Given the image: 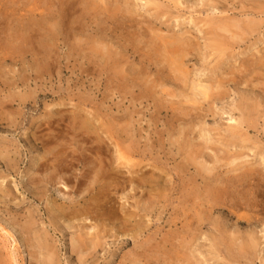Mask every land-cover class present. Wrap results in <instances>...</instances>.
Listing matches in <instances>:
<instances>
[{
	"label": "rangeland",
	"instance_id": "374dc122",
	"mask_svg": "<svg viewBox=\"0 0 264 264\" xmlns=\"http://www.w3.org/2000/svg\"><path fill=\"white\" fill-rule=\"evenodd\" d=\"M71 1L0 0V149L11 157H6V161L0 156V181L5 179L11 188L10 195L0 194V225L8 229L9 224L14 226L17 239V243L10 242L0 229V260L11 264L12 254L14 264H35L31 253L40 252L34 248V231L42 233L46 229L53 237L51 241L60 248L61 264H172L176 250L171 240L175 227L170 223L173 206L177 204L172 191L174 175L179 173L184 181L203 186L201 177L195 176L196 166L188 165L186 157L190 150L196 155L195 150L204 147L208 163L218 153L224 161L239 157L236 162L242 166L257 167L263 179L262 191L256 193L255 182H246L245 193L232 195L255 198L256 204L231 207L236 215L232 217L222 209L210 213L202 232L204 247L196 245L197 241L190 250H183L190 251L203 264H264V79L254 80L242 65L252 61L253 54L260 55L258 50L264 47V15L251 11L257 4H264V0ZM228 16L241 23L261 20V29L228 48L225 55L217 50L211 52V39L205 33L209 27L207 20ZM181 36L194 44L185 61L190 80L215 84L221 77L228 79L219 98L211 95L184 119L173 114L170 103L157 111L152 99L139 96L151 81L160 92V85L164 92L180 91L177 81H167L159 73L163 59L149 48L154 40L161 46L164 39ZM124 70L130 81L133 71L144 74L143 85L124 89ZM162 93L157 94L158 98L163 99ZM243 97L261 103V117L257 128L240 127V136L235 138L229 128L237 125L242 116L238 104ZM166 98L177 99L167 95ZM86 120L91 122L90 131L84 129L82 122ZM199 127H203L206 141L199 138ZM88 134L95 141L94 146L86 139ZM169 137H180L190 145V150H179L178 143H171ZM137 145L149 148L155 160L137 153L132 161L138 163L137 167L148 169V173L154 172V184L127 182L128 166L117 162L119 147L131 151ZM60 151L66 152L67 170L57 177L56 187L48 184V192L40 199L33 195L36 191L31 182L24 179L43 155L52 157ZM15 157L19 161L14 167ZM110 160L122 169L121 176L99 178L98 182L105 188L100 200L111 215L113 228L104 237L105 244L81 262L71 254L75 228H66L69 220H60L58 232L49 225L50 201L60 203L63 197L67 199L88 165ZM232 166L227 164L226 168ZM26 185L31 190H26ZM157 192L165 193L166 201L162 195L157 200ZM83 194L89 193L80 192V196ZM218 201L230 205L226 197ZM122 210L124 214L137 215L123 227L114 215L122 214ZM29 219L34 225L27 232L24 225ZM216 223L226 238L237 244L250 236L258 237V250L248 259L229 258L223 246L218 250L213 245ZM135 225L137 230L129 228ZM91 227L92 231L96 228L94 219L86 223L85 230ZM118 234L132 238L124 240Z\"/></svg>",
	"mask_w": 264,
	"mask_h": 264
},
{
	"label": "bare ground",
	"instance_id": "6f19581e",
	"mask_svg": "<svg viewBox=\"0 0 264 264\" xmlns=\"http://www.w3.org/2000/svg\"><path fill=\"white\" fill-rule=\"evenodd\" d=\"M68 1L69 4L72 3L71 0ZM127 3L129 4V1ZM251 11L254 14H258L259 16L264 15V4H257L252 8ZM209 18L207 20L209 27L205 30L208 38L211 39L208 48L211 52L217 50L224 55L227 54L226 51L228 48H234V45L239 44V41L243 40L245 36L254 35V33L259 32L262 25V21L260 20V22L256 19H248L245 22L241 23L234 20V18L230 16L220 18L213 17V19ZM151 44L152 46L149 48L150 51L158 53L160 55L159 58L163 59L159 66V73L161 75L163 74L164 78H166L167 81L168 78H170V80L173 82L177 81L179 83L177 84L180 87V91L177 94H174V92H164L163 85H160L162 87V91L160 92L158 90V85L154 81H151L152 84H147L141 89L139 96L152 99L155 103L157 111H160V109L164 107L163 104L166 105V103L168 102L172 105L171 108L176 112H173V114L178 119H184V117L186 116H191L194 110L197 111L203 105L204 101L206 102V99L211 95L214 98H219L223 94L224 91L222 89H224L225 84L228 82V79L225 80V78L221 77L215 84H210L207 82L204 83L202 79H199L198 81L194 79L190 80L191 72L186 66L185 61L186 57L190 53V49L194 46V44L188 38H186L185 36L184 38H182V36L181 38L171 37L164 39V42L161 46H157V41L155 40L152 41ZM261 50H258L260 55L253 54L254 60L252 58V61L250 59V62L248 63L242 62L244 69L246 71H249L247 74H249L254 80H261V78L264 79V47ZM215 68H217V65L214 67V69ZM239 71L243 72L244 70ZM123 74L124 89L126 87L134 88L143 85L141 80H145V77H143L144 74H142L141 72L133 71L131 81L130 79H128V75L125 70ZM231 74L236 78L237 74L234 70H231ZM147 83L150 82L147 81ZM162 92L165 93L163 99L158 98L157 94ZM166 95L170 97H177V99H168L166 98ZM158 100L163 101L162 103H160ZM157 101L159 103H157ZM174 105L176 106L174 107ZM260 107V102L256 100L249 102V98L243 97L238 104V109L241 110L242 116L240 117L237 125L230 126V134L236 138V136H240V134H238L237 132L240 131V127L246 126L247 129L257 128L259 119L261 117ZM82 123L85 124L84 129L86 131H90L89 126L91 122L86 120ZM108 123L109 121L106 124L108 125ZM102 125L105 126V128H110L108 127L110 124L108 126L104 124ZM185 129L186 128L184 127L183 130ZM108 130L109 129H107V131L105 132H108ZM193 130L194 126H191L189 128V131L192 133ZM199 133V138L203 139V141H206L207 137L203 127H199ZM24 136H26V134ZM86 139L89 141V143H92V146H94L95 141L93 142L90 135L87 136ZM162 140L163 139H161V141ZM169 140L171 141V143H178L179 150L188 152L187 149L189 148L187 146L190 145H186L184 141L180 140V137H175L174 140H171V138L169 137ZM97 142L99 141L97 140ZM117 144L119 145V142H117ZM101 146L102 145H99L98 149H101ZM121 149L122 148L120 147L117 149V162H119L118 164L120 165L122 164L128 166V174L125 176L126 181L129 183L137 182V184H144L146 182L152 181V184H154L156 182L154 175L152 174L154 172L148 173V169L146 170L143 169V167H137L138 163L132 161L134 155H136L137 153L139 155H143L144 157L151 158V150L149 148L142 149L141 146L138 145L136 147L134 146L131 151H122ZM203 149L204 147H199L198 149H196V155L192 150L189 149L190 152L186 157V163L188 165L196 166L195 176L201 177L203 186L192 184L190 180L188 182L184 181L183 177L179 173L174 175L175 184L172 187V191L175 195L173 199L177 202V204L173 206L170 223L175 227L174 234L171 240L174 241L172 243H174L176 250L174 262H172V264H203L202 261H200L198 258L194 259V256L190 251L185 252L183 248L190 250L193 244L197 241L200 243L197 242L196 245L202 246V248L204 247V236L202 232L210 218V213L221 211L219 209H222V211H226L232 217L235 215V213L231 207L248 205L250 207H253L256 204L255 198L232 195L233 193L241 195L245 193L247 191V189H245L247 188L246 182H255L256 193L262 191L261 187L263 186V179H261L257 167H253L251 165L246 167L242 166L239 162H236L239 157H234L232 160L230 159V161H224L218 153H215V156L211 158L212 162L208 163L207 159L204 157L206 155L204 154ZM148 150L149 156L147 154ZM4 151L5 150H3V148L0 149V156H3L2 159H5L7 157L11 160V157L8 155V153L4 154ZM15 152L18 153L17 151ZM152 158L154 159V157ZM201 158H204L203 161L201 160ZM16 159L17 157H15L14 160ZM65 159L66 152L60 151L54 153L52 157L43 155L40 160L36 161L37 163L31 169L32 171L30 172L28 177L24 179L26 182H28L29 180L34 186L36 191L33 193L34 196H38L40 199H42L49 190L48 184L56 187V185L59 183L57 181V177L63 176V171L67 170V166H65ZM18 161L19 160L15 161L14 167L16 164H18ZM92 164L90 166L88 165L85 173L77 178L76 182L69 191V197H67L66 199L62 196L64 200L60 203H57L55 200L50 201V207L48 209V215L50 217L49 225L54 230V232H58L61 230L60 220L62 219L63 222L69 220L66 228H75V233L72 235L70 241V250L71 254H75L81 262L87 260L95 250L105 244L104 237H106V235L112 231L111 228H113V226H110L111 215L107 213L106 205L103 204V201L100 200V197L102 193H104L105 188H103L102 184L100 185L98 180L99 178L118 179L122 174V169L118 165L115 166L114 162L111 160L108 162L106 161L105 163H98L97 161H95L93 166ZM227 164H233V166L231 168H226ZM11 165L9 164L8 166ZM1 180L0 194L2 195L3 193V196L6 197L7 195L11 194V188L8 185V181H6L5 183V179ZM84 184L85 186L83 187ZM26 187V190H31V186L26 185ZM86 190L89 194H83L80 196V192ZM162 192L156 193L157 200L159 201L161 195L165 198V193ZM106 196H108V193L106 194ZM224 197L229 200L230 205L229 203H226L225 205L219 203L218 200ZM2 199L4 198L2 197ZM114 215L115 220L120 225H122V227L131 224L133 219H135V217L137 216L134 212L124 214V211L122 214L114 212ZM116 215H119V217H116ZM239 218L240 217L238 216V221H240ZM92 219H94L95 221L96 228L94 231H92L93 227H91L88 231H86V223L92 222ZM9 225V229L1 225L0 229L5 232L4 235L6 237H4L6 239H8L10 242L13 241L14 243H17V239L15 238L13 232L15 228L11 224ZM33 225L34 221L31 222V220L29 219L26 221L24 229L27 232H30L33 230ZM215 226L217 234L216 236H213V245L215 249L218 250H221L223 246L226 249L227 256L229 258L237 261L243 257L248 259L249 255H254L256 250H258V246L260 245L258 237L253 235L246 240L240 241L241 243L237 244V242H234V240H228L226 238V235L222 232L221 227H219L218 223H216ZM129 228L132 230H137L138 225H135L133 228ZM34 233V239L36 243V246H34V248L38 249V251L40 252L38 254V252L35 250L33 253H31L32 260H36L35 264H61L59 257L60 248L54 240L51 241V239L53 238L51 234H49L46 229H43L42 233L36 230L34 231ZM118 235L121 236V238L124 237V240L132 238V236L130 235ZM202 248L198 247L200 252H203ZM10 256V262L11 264H14L12 254H10ZM133 263H136V261H133ZM0 264H4L3 260H0Z\"/></svg>",
	"mask_w": 264,
	"mask_h": 264
}]
</instances>
